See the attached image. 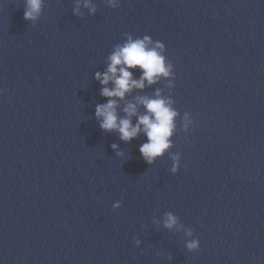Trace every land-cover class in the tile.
<instances>
[{"label":"water","instance_id":"1","mask_svg":"<svg viewBox=\"0 0 264 264\" xmlns=\"http://www.w3.org/2000/svg\"><path fill=\"white\" fill-rule=\"evenodd\" d=\"M88 2L25 20L0 0V264H264V27L207 0ZM145 36L170 75L112 99L119 118L147 114L138 97L178 113L151 164L143 132L95 115L114 87L96 73Z\"/></svg>","mask_w":264,"mask_h":264},{"label":"clouds","instance_id":"2","mask_svg":"<svg viewBox=\"0 0 264 264\" xmlns=\"http://www.w3.org/2000/svg\"><path fill=\"white\" fill-rule=\"evenodd\" d=\"M117 0H110V4L115 6ZM85 7L91 8L88 0H85ZM41 9V0H27V8L24 11L25 20H34ZM165 45L157 41L154 45L148 36L142 39L133 40L129 37L123 46H118L109 56V66L105 73H96V79L102 85H108L111 81L113 88L103 87L101 95L108 97L106 104L96 107L95 115L100 120V127L104 131L116 130L120 133V138L130 142L141 132L147 136V142L143 143L139 149L141 157L148 164L153 163L154 159L161 156L166 149L170 147L169 137L173 133L174 118L178 113L170 107L171 102L164 99H151L147 97H138L137 102L146 109L144 115L137 116V105L128 103L123 109L126 116L119 118L117 114V100L123 99L126 93L133 89H143L147 81L149 85L155 83L158 76H169L172 65L166 64ZM139 67L142 70V76L139 80L133 79L132 72L129 69ZM2 92V90H0ZM159 95V94H157ZM187 117V114H185ZM137 116V123L132 124L131 117ZM114 149L116 145L112 146ZM177 170L176 166L172 171ZM176 224V219L171 214L168 215L166 227L171 228ZM197 241L188 244L189 249L196 248Z\"/></svg>","mask_w":264,"mask_h":264}]
</instances>
